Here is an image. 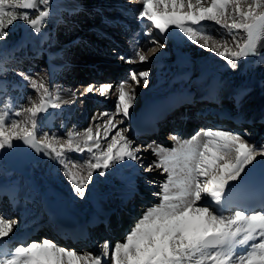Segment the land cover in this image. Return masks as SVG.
Wrapping results in <instances>:
<instances>
[{"label": "snow or ice", "instance_id": "6c2138e0", "mask_svg": "<svg viewBox=\"0 0 264 264\" xmlns=\"http://www.w3.org/2000/svg\"><path fill=\"white\" fill-rule=\"evenodd\" d=\"M50 4L51 0H0V40L17 21L41 34L51 15ZM262 9L260 0H142L135 19L144 25L141 35L146 39L120 59L129 65L149 64L146 53L156 55L175 36L181 43L212 52L233 71L249 57H259L256 65H264L259 51L264 47ZM16 74L20 83L12 87L30 88L38 101L29 96V106L13 108L6 96L10 82L0 79V154L22 148L54 162L71 195L80 199L86 197L95 173L100 177L109 170L138 173L137 165L143 167L145 160L142 149L156 157L144 171L156 170L164 179L147 181L158 188L152 193L157 202L146 206L122 240L114 244L106 240L102 255L77 253L47 238L19 242L14 236L19 221L0 214V264H264V140L253 143L239 132L208 127L184 140L170 134L178 144L171 149L137 145L130 129L120 125L131 119L136 88L141 83L148 86L149 68L130 69L117 85H88L81 95L107 97L114 90V112L98 114L103 122L96 123L95 132L90 123L83 130L66 129L60 136L42 131V118L75 99L62 100L60 90L53 91L30 73ZM246 92L237 94V105ZM96 119L94 114L92 120ZM85 153L83 160L70 155ZM10 202L17 203L14 196ZM226 209L234 211L225 214Z\"/></svg>", "mask_w": 264, "mask_h": 264}, {"label": "rangeland", "instance_id": "374dc122", "mask_svg": "<svg viewBox=\"0 0 264 264\" xmlns=\"http://www.w3.org/2000/svg\"><path fill=\"white\" fill-rule=\"evenodd\" d=\"M78 1L80 2L82 8L79 9L78 17L73 20V18H69V13L65 11L67 8H63V6L60 5L59 0H57V2L56 0H51V15L45 22L42 29L48 32V38L43 44V47L52 55H55L58 49L62 50L64 61L61 64L62 68L60 72L54 77H48L46 75L44 69H42L40 56L33 55L34 53L31 51V49L36 47V40L38 37L20 34V26L24 23L17 21L10 29H8L7 38L0 40L1 56L6 53L8 47H12L14 45L22 46V49L15 53V59H17L16 64L8 65V70L2 74L4 77L3 79L18 80L19 77L17 76L16 72L22 70L24 72L30 73L32 77L37 80L43 79L53 91L60 90L61 95L66 93L72 94L73 99H75V103L64 105L65 112L62 114V117L53 124V126L43 127L41 124L42 131H50L60 136L65 135L66 129L79 131L88 127L90 123L93 126V131L95 132L96 123L103 122L98 114L106 110H111L114 112L115 101L111 103L110 95L107 97H101L98 93L86 95L81 94L85 93V87L88 85H96L97 87L105 83L117 85L120 81L127 78L128 71L132 68L133 64L129 65L124 63L120 57L130 54L137 42L143 44L144 40L146 39L143 35H141L144 25L135 19L138 10H140L142 7V0ZM260 2L264 4V0H260ZM58 6L62 7L64 10L59 11ZM57 10L58 12H61L65 15L66 22L64 21L58 26H52L51 22ZM30 15L33 14L30 13ZM212 28L214 29L215 26H212ZM213 35H216L217 39L220 38L215 31H213ZM242 36L243 33L238 34V39ZM224 38L229 41L231 40V37L227 36L226 34ZM232 47L234 48V45H232ZM171 49L172 43L169 40L167 42V47L162 49L167 53L159 56V62L161 65L160 63L159 65H155L154 62H151L150 65L142 64L143 68L150 69L148 86L157 82L155 79L156 74L154 72L156 66H158L161 72L174 67L172 64L174 54L171 52ZM180 50L188 54V56L191 58H197L199 60L204 58L209 62V64H212L213 67L216 68L218 78L220 77L222 81V89H218V95H220V99L218 98V100L221 102L219 106L220 109L230 110L235 108L237 104L231 94L234 91H236L238 94L241 90L254 88L252 86V80L254 79H258L260 81V86L255 89H257L260 94H264V65L255 66L252 64L250 57L247 60L239 61V68L236 71H233L232 69L228 68L225 61L214 56L212 52L202 50L195 45L189 46L180 42ZM150 53L151 52H148L146 55L149 56ZM136 64L140 63L137 62ZM223 84L227 85L229 89H225ZM140 86L145 87L142 83ZM77 88H80V90H77ZM74 93L75 97L73 96ZM29 96H31L34 101H38V96L30 88H24L22 90L13 92L12 94H8L7 102L14 104L15 107H19L20 105L29 106ZM138 97L139 93L137 92L135 100L136 102L132 110H134L138 105ZM81 100H83V103H81ZM239 102V104L242 106L237 109L235 118L238 117L241 123L238 125H235L234 123L227 124L225 129L239 132L241 135H245L246 139L253 143L264 140V122L262 123L260 121H253L251 123L242 124L241 120L255 107H258L262 101L254 99L248 102L245 100V98H241ZM208 103L211 104L210 101L202 100L199 105L193 107V111L194 108L206 106ZM94 114L97 115L96 121L92 120ZM192 115L195 119H197L194 112ZM103 119H106V117ZM180 120L181 119L178 118L175 122ZM189 120L190 119L186 120L188 125H181L179 122H177L174 127L171 128L170 132L176 134L182 140L188 139L195 132L201 129L200 127H197L198 130L195 127H191V124L189 125ZM120 127H127V124L124 123L123 125H120ZM182 128H184V130H190V132L187 133L184 131L183 134ZM167 131V127L162 129V133L160 134V142L157 140L154 141L148 139L142 143V145H151L152 147H155L156 145H162L169 149L174 146L178 147L177 141L172 138L170 133L167 134ZM134 140L137 145H141L138 144L136 139ZM142 150L143 151L141 155L144 156L145 159L149 160H146V163H143L142 171L137 174V180H145V184H148L147 181L149 180H155L157 183H159L164 179V177L161 176L158 171L154 170L148 173L144 171V168H146V166L151 161L156 159V157L151 154V150ZM70 155H72L73 159L83 160L82 157H77L74 154ZM86 157L87 154L85 155V158ZM54 165L58 170V165ZM51 166V163L46 161L36 163L32 173V176L35 178L38 184V189L35 190V203L28 207H30L32 212L36 213L37 217L39 218H45L43 213L44 200L42 198V190L44 189V184L46 182H52L53 180L50 175ZM117 174L119 175V173ZM117 174L113 170H109L108 175L105 177H100L98 173H95L93 179V182L97 186L98 192L104 191L105 193L108 189H111L110 194L113 197L112 199L116 200L114 202H118L120 197L117 198L116 195L117 192H120L122 188V183ZM58 176H60L62 186L69 191L70 186L68 185L67 180L62 176V174H58ZM92 183L87 187L86 197L88 196V189ZM135 187H137L136 189H139L140 185L136 184ZM155 191H158V188L154 187L150 189L149 194H145L142 191V194H140L139 197L141 198L142 196H145V199L141 204H135L138 207L134 208V215L130 212V215H133V217H129L124 220L122 224L123 227L117 232V238L114 239L113 244L116 240L118 241L123 239L126 231L129 230L133 225L134 220L142 214L146 206L157 202L156 198L152 196V193ZM0 205V214L4 215L3 207H5V205L2 203H0ZM7 217L16 220L18 214L10 213L7 215ZM43 239H45V236L42 237L41 234H34L30 239V242L42 241ZM99 246L100 249L98 254L102 255L103 246L101 244H99Z\"/></svg>", "mask_w": 264, "mask_h": 264}, {"label": "bare ground", "instance_id": "6f19581e", "mask_svg": "<svg viewBox=\"0 0 264 264\" xmlns=\"http://www.w3.org/2000/svg\"><path fill=\"white\" fill-rule=\"evenodd\" d=\"M59 1H60V5L63 6V8H65V9L67 8L68 10L67 9L66 10L70 13H78L79 9L82 8V6L80 5V2L78 0H59ZM59 8L62 9V7H59ZM56 18L58 19V22L61 20L60 16L58 14L55 15L54 19H56ZM86 22H90V21H86ZM170 41L172 43L171 52L174 54V58L172 61V64L174 67H171V69H167L166 71L161 72L159 70L158 66H156L154 72L156 74L155 79L157 82L155 84L149 85L147 87H142V86L137 87L136 90L139 93V97L137 100L138 105L134 110H132V109L130 110L131 111V117H135L137 112H141L145 107H148L152 111V115H153V117L151 118L152 124L157 129V130H154V132H156L155 134L159 137H160V131L158 130V128L161 125L167 126V125L174 124V123H176L175 121L178 118L181 119L183 116L190 117L193 114V112L195 113L197 119H195L193 117V115L190 118H192L194 120H202L205 124H207L208 127L225 129V127L228 124V121H230L229 119H234V116L236 115L237 109H239L242 105L238 104L235 106V108H232L230 110L229 109H227V110L226 109H220L219 106H220L221 102L218 100V98L220 97V95H218V89H222V81H221L220 77H219L220 80L218 78V75L216 73L217 72L216 68L213 67L212 64H209V62L204 58H202L201 60H199L197 58H187V54L180 50V41L177 38H175V36ZM36 51H38V49ZM165 53H167V52L160 50L156 55H153V53H150L149 57L151 58L152 62H156V61H160L159 56H161ZM61 55H62V50L58 49L56 52V60L54 62L57 66L60 65L59 60L61 59ZM257 59H259V57L250 59L252 64H254L255 66H256L255 61ZM150 64L151 63H149V65ZM252 64H251V66H252ZM2 66H5V64H3ZM132 68H135L137 70L144 69L142 64L141 65L140 64H133ZM185 69L191 70L190 75L185 80H186V83H188L190 86H192L194 88V90H189V92L183 98H180V96H178V95H176L174 97L168 96V94L171 91L178 90L180 88V85L182 82V79H180V74ZM56 73L57 72H54L53 74H51V76H54ZM212 83H215V85H212ZM223 86L225 89H229V87H227V85L223 84ZM85 89H86V87H85ZM77 90H80V88H77ZM109 95H110L111 103L114 102L116 99L115 94H114V90H113V93H110ZM231 95L233 98L236 99V96H237L236 91H234ZM244 96L242 97V99L245 98V100L248 102L252 101L254 99H257V100L262 101V103L259 104L258 107H255L251 112H249L246 115V117H244V119H242V120L246 121L249 119H259V118L264 120V100H263L264 94H260L257 89L251 88V89L247 90V94L245 97ZM61 97H62V100H64V101H69V100L73 99L71 93L62 94ZM182 99H185L184 101H187V99H189L192 101V103L191 104H187V103L182 104V101H181ZM204 99L207 101L212 100L211 104L207 105L208 108H206V110H205L204 108L206 106H202L200 108H194V111H193V107L200 104L199 100H204ZM8 103L13 108H16L15 105H13L12 103H10V102H8ZM64 105H70V104L64 103V104H62L61 109L52 110V111L55 114L59 115L58 111L62 110V112H63L64 111L63 110ZM173 105L175 106L174 111L167 114V111L170 110V108ZM198 111L200 114L197 115ZM215 111L218 112L219 115L213 114ZM205 112L207 113L206 116L204 114H202ZM259 116H261V117H259ZM160 117L162 118V120L157 121V119H159ZM46 118H47L46 116L44 118H42L43 123H44V120ZM128 121L129 120H126L125 123L127 124V127L130 129V125L128 124ZM129 135L131 136V138L134 139V132H132L131 129H130ZM157 136H156V138H157ZM142 151L143 150H141V153H142ZM86 154L87 153L84 154L83 159H85ZM259 166L260 165H257V167H259ZM135 176H136V173L131 172L129 169H124L121 172H119V177L123 181V189L125 191H127L126 192L127 195H131L130 199H133V200H134V198H135L134 196L136 194V189L134 188V183L139 184L141 186V189L142 190L144 189L143 193H145V194H149L150 189L154 188L151 185L145 184V182H146L145 180L141 181V179H140L138 182H136ZM10 179H20L21 180V183H20V190L21 191H29L30 190V187L28 186L26 179H24L22 176H20L17 172L12 171L5 164L4 159H0V183L2 181H6V180H10ZM129 180H131V183L128 182ZM110 192H111V189H108L105 193L104 192L98 193L96 191V185L94 182L90 186V195L95 194L98 197L99 201H103V199L108 197ZM139 193H142V192L140 191ZM70 195H71V191H70ZM123 196H124V194H123ZM21 198H22V195L19 196L18 199H16L17 203L15 205H12L11 202H8V204H6L5 207L3 208V210L6 212L7 215L10 213H13L14 211H16L19 215L18 218H16L19 221V223L15 228V233H14L15 237H19V235H17V234H20L24 231L32 232L38 226V223H39L38 220L36 219V215L35 216L32 215L31 210L29 208H27V206L24 204V202L22 201ZM137 198L139 199V197H137ZM51 200H52V198L49 197V201H51ZM123 201H125L124 198H123ZM70 202H71L70 203L71 208L75 212L79 213L83 217V219H85L89 216V214H87V212H90V208H88V206H87V199H80L79 197L74 198L72 196L70 199ZM129 204L132 205V203H130V202H129ZM132 207L136 208L138 206L134 205ZM111 209L108 210V212L106 213L107 215H111V214L115 213V209L114 208H111ZM129 210H132V209H129ZM134 211H135V209H133V211H132L133 215H134ZM133 215H131L130 217L132 218ZM39 226H41V228H39L38 231H44L45 230L44 232L49 233L55 239H57V240L62 239L58 235V233L55 232V231H57L60 233V227L55 220V216L52 213L48 212L47 213V219L44 221L43 224H39ZM122 227H123L122 224H118L116 226V228L119 230ZM61 231H63V234H64L63 236H65L67 234V230L61 229ZM110 237H113V238L115 237L114 239H116V233L112 232ZM83 243H85V242H82V244ZM86 244L90 248V250H89L90 253H94V254L99 255L98 251L100 249V246L98 245V243L94 242V243H92V245H90L89 243H86ZM91 248L94 249L93 252H91L92 251Z\"/></svg>", "mask_w": 264, "mask_h": 264}, {"label": "water", "instance_id": "95a60500", "mask_svg": "<svg viewBox=\"0 0 264 264\" xmlns=\"http://www.w3.org/2000/svg\"><path fill=\"white\" fill-rule=\"evenodd\" d=\"M28 32H32L31 29L27 28L26 25L23 26V34H26ZM261 53H264V47H261L259 49ZM255 58V57H251ZM254 87L259 86V81L255 80L253 81ZM1 155V158L6 159L7 164L12 167V169H16L18 171H21L26 177H28L29 172V166L28 164L30 162L35 163L38 161L46 160L45 158L41 156L34 155L29 150H24L22 148H18L14 152L10 151H4ZM48 188L46 190V195H53L55 197V200L53 201L52 207L54 210H57L63 214L70 213L68 209V199L69 194L66 190L62 189L58 185L55 184H47ZM63 199V200H61Z\"/></svg>", "mask_w": 264, "mask_h": 264}]
</instances>
